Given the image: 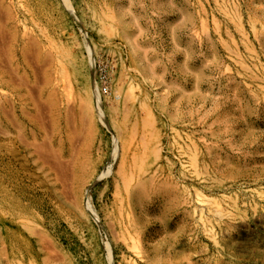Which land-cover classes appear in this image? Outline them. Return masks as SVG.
<instances>
[{
    "label": "rangeland",
    "instance_id": "rangeland-1",
    "mask_svg": "<svg viewBox=\"0 0 264 264\" xmlns=\"http://www.w3.org/2000/svg\"><path fill=\"white\" fill-rule=\"evenodd\" d=\"M0 264H264V0H0Z\"/></svg>",
    "mask_w": 264,
    "mask_h": 264
},
{
    "label": "built area",
    "instance_id": "built-area-1",
    "mask_svg": "<svg viewBox=\"0 0 264 264\" xmlns=\"http://www.w3.org/2000/svg\"><path fill=\"white\" fill-rule=\"evenodd\" d=\"M105 65L103 61L97 58L96 62L94 63V84L95 86L103 93L108 91V82L109 78L105 70Z\"/></svg>",
    "mask_w": 264,
    "mask_h": 264
},
{
    "label": "bare ground",
    "instance_id": "bare-ground-1",
    "mask_svg": "<svg viewBox=\"0 0 264 264\" xmlns=\"http://www.w3.org/2000/svg\"><path fill=\"white\" fill-rule=\"evenodd\" d=\"M197 176V175H196ZM205 178V177H204ZM202 176L201 177H199L198 179H200L201 181H203V179H204Z\"/></svg>",
    "mask_w": 264,
    "mask_h": 264
}]
</instances>
